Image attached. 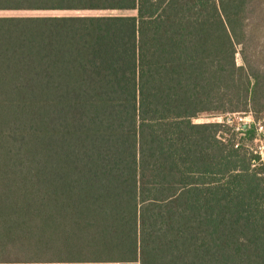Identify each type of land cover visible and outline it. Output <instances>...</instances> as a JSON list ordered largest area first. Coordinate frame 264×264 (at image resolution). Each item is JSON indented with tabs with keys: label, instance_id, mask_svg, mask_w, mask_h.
<instances>
[{
	"label": "trees",
	"instance_id": "16d2710c",
	"mask_svg": "<svg viewBox=\"0 0 264 264\" xmlns=\"http://www.w3.org/2000/svg\"><path fill=\"white\" fill-rule=\"evenodd\" d=\"M85 8L0 15V263L264 264V0H0Z\"/></svg>",
	"mask_w": 264,
	"mask_h": 264
},
{
	"label": "rangeland",
	"instance_id": "374dc122",
	"mask_svg": "<svg viewBox=\"0 0 264 264\" xmlns=\"http://www.w3.org/2000/svg\"><path fill=\"white\" fill-rule=\"evenodd\" d=\"M14 12H0V14H10ZM237 61L240 63V58L237 56ZM233 125H235L236 129H239L240 124H246L252 121V117L246 114H232L223 119L221 116H210V115H201L194 119L195 122H203V121H223L225 120ZM257 128V138L253 141L254 151L259 153L264 159V118L256 121ZM0 264H47V263H0ZM96 264H116V263H96Z\"/></svg>",
	"mask_w": 264,
	"mask_h": 264
},
{
	"label": "crops",
	"instance_id": "0c3cea01",
	"mask_svg": "<svg viewBox=\"0 0 264 264\" xmlns=\"http://www.w3.org/2000/svg\"><path fill=\"white\" fill-rule=\"evenodd\" d=\"M0 12H14L10 14H0V15H84V14H107V13H122V14H132L135 13L134 10H106V9H42V10H0Z\"/></svg>",
	"mask_w": 264,
	"mask_h": 264
},
{
	"label": "built area",
	"instance_id": "2783aa9c",
	"mask_svg": "<svg viewBox=\"0 0 264 264\" xmlns=\"http://www.w3.org/2000/svg\"><path fill=\"white\" fill-rule=\"evenodd\" d=\"M244 124V123H243ZM243 124H241V125H243ZM260 155V154H259ZM260 158L262 159V157H261V155H260Z\"/></svg>",
	"mask_w": 264,
	"mask_h": 264
},
{
	"label": "water",
	"instance_id": "95a60500",
	"mask_svg": "<svg viewBox=\"0 0 264 264\" xmlns=\"http://www.w3.org/2000/svg\"><path fill=\"white\" fill-rule=\"evenodd\" d=\"M243 125H245V124H243Z\"/></svg>",
	"mask_w": 264,
	"mask_h": 264
}]
</instances>
